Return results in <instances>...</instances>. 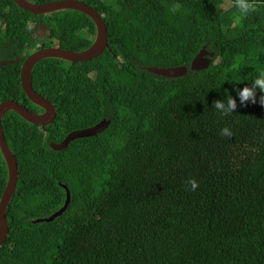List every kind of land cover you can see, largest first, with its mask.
I'll return each instance as SVG.
<instances>
[{"label":"trees","instance_id":"16d2710c","mask_svg":"<svg viewBox=\"0 0 264 264\" xmlns=\"http://www.w3.org/2000/svg\"><path fill=\"white\" fill-rule=\"evenodd\" d=\"M82 1L105 21L103 52L33 66V89L56 109L49 125L14 111L1 119L18 178L0 264H264V93L244 104L237 94L264 72V0H252L256 11L239 23L235 7L219 10L222 0ZM0 21V59L21 57L0 67V101L32 110L19 77L29 46L55 39L79 51L95 34L79 11L35 15L13 0H0ZM33 21L47 24L45 38L32 36ZM203 45L214 61L193 71ZM149 65L187 72L162 77ZM228 95L237 106L222 115L213 103ZM103 118L100 133L49 146ZM224 127L231 138L220 135ZM6 179L0 152V195ZM63 185L66 209L33 222L63 205Z\"/></svg>","mask_w":264,"mask_h":264},{"label":"water","instance_id":"95a60500","mask_svg":"<svg viewBox=\"0 0 264 264\" xmlns=\"http://www.w3.org/2000/svg\"><path fill=\"white\" fill-rule=\"evenodd\" d=\"M13 2L21 9L27 10L35 15L48 14L60 10L79 11L88 16L93 21L95 26V34L91 44L82 50L73 51L61 48L60 46L42 47L32 51L22 62L19 74L22 91L27 99L36 106L42 108L43 112H33L25 105H22L13 99H4L0 101V152L7 168L5 187L3 188V191L0 195V245L6 239L9 231L8 221L5 215L6 208L14 193L18 178L17 162L12 150L5 140L1 126V119L3 115L8 111H14L25 121L33 125H49L53 121L56 110L54 105L48 99L33 89L30 81V74L33 66L41 59L49 57L59 58L70 62L87 61L100 55L107 45V28L105 21L95 8L82 0H52L41 3L30 0H13ZM38 31L40 36L42 35L43 37L46 31L45 25H42ZM213 59L214 52L207 50L205 45H203L191 59L189 68L193 71L206 68L213 61ZM20 60V57H15L13 59L1 58L0 67L17 63ZM145 69L149 73L168 78L179 77L187 72V67L184 65L169 67L149 65L146 66ZM108 124L109 120L103 118L94 125L69 131L61 141L49 142V146L53 150H62L68 145L70 141L100 133ZM63 187L66 191V198L63 205L50 216L46 218H37L33 220V222L51 221L66 209L70 200V191L66 185H63Z\"/></svg>","mask_w":264,"mask_h":264},{"label":"clouds","instance_id":"9594fccd","mask_svg":"<svg viewBox=\"0 0 264 264\" xmlns=\"http://www.w3.org/2000/svg\"><path fill=\"white\" fill-rule=\"evenodd\" d=\"M229 6H233L237 9V15L235 16L236 23H239L242 18L246 17L249 13L256 11V7L252 0H230ZM31 27V26H29ZM215 56V54H214ZM218 59V58H217ZM214 61V59H213ZM257 89L264 93V72H261L250 85L244 86L241 90L238 91V96L241 104H244L245 101H250L251 103H256V91ZM259 103L261 106H264V94L259 98ZM236 100L228 95L225 100H217L213 103V107L222 115L233 114L234 109H236ZM222 137L231 138L232 131L228 127H224L220 131ZM186 184L190 186L189 190L196 191L199 187V184L196 179L189 178L186 181Z\"/></svg>","mask_w":264,"mask_h":264},{"label":"flooded vegetation","instance_id":"af4514ba","mask_svg":"<svg viewBox=\"0 0 264 264\" xmlns=\"http://www.w3.org/2000/svg\"><path fill=\"white\" fill-rule=\"evenodd\" d=\"M40 15V14H39ZM42 25H45V27H46V31H45V35L42 37V35L40 36V33H39V31H38V29L42 26ZM0 26H2V24H1V21H0ZM31 29H32V33H33V37H35V38H37V39H43V38H45L49 33V30H48V27H47V24H45V23H38L37 24V21H33V22H31ZM40 43H41V41H37V42H35L33 45H30L29 46V50H28V52H27V54H26V56H25V58L32 52V51H34V50H36V49H38V48H42V47H40L41 45H40ZM53 46H59L58 45V41L57 40H55V39H51L50 40V42H49V44L47 45V46H45V47H53ZM30 51V52H29ZM16 57H20V56H16ZM21 58V57H20ZM24 58V59H25ZM24 59L22 60V62L24 61ZM22 62H21V64H22ZM30 81H31V79H30ZM43 96V95H42ZM47 99V98H46ZM49 100V99H48ZM32 103V102H31ZM52 103V102H51ZM53 104V103H52ZM35 105V104H34ZM54 105V104H53ZM55 107V106H54ZM29 109V108H28ZM30 110H32V109H30ZM56 110V109H55ZM33 112H37V113H39V112H43V109L42 108H40L39 106H37V108L35 109V110H32ZM52 123V122H51ZM41 127H44V126H41ZM79 129V128H78Z\"/></svg>","mask_w":264,"mask_h":264},{"label":"rangeland","instance_id":"374dc122","mask_svg":"<svg viewBox=\"0 0 264 264\" xmlns=\"http://www.w3.org/2000/svg\"><path fill=\"white\" fill-rule=\"evenodd\" d=\"M229 4H230V0H222L221 6H219V10L224 11L229 7ZM217 60L218 59L216 58L215 61Z\"/></svg>","mask_w":264,"mask_h":264}]
</instances>
